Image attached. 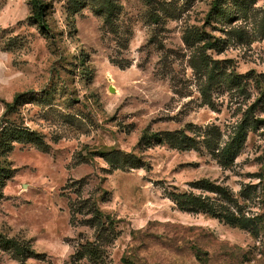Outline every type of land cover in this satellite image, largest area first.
Returning <instances> with one entry per match:
<instances>
[{
  "label": "rangeland",
  "instance_id": "374dc122",
  "mask_svg": "<svg viewBox=\"0 0 264 264\" xmlns=\"http://www.w3.org/2000/svg\"><path fill=\"white\" fill-rule=\"evenodd\" d=\"M38 4L0 0V264H264V0Z\"/></svg>",
  "mask_w": 264,
  "mask_h": 264
},
{
  "label": "trees",
  "instance_id": "16d2710c",
  "mask_svg": "<svg viewBox=\"0 0 264 264\" xmlns=\"http://www.w3.org/2000/svg\"><path fill=\"white\" fill-rule=\"evenodd\" d=\"M217 4L218 3L216 1L213 2L212 7L214 9V15L215 16L226 15V14H224V12H222L221 8H219V6ZM33 6L35 7V13H36L37 20L43 22L42 11H41L40 5L38 4V0H33ZM228 14L229 13L227 12V16H228ZM16 100H17V96H15L13 102H15ZM7 107H10V106H7ZM244 132H245V128H243L241 125H238V128L236 129L235 133L233 134V140L235 141V144H232L233 148L234 147L237 148V146L241 143L242 138L244 137ZM154 135H155V137H157L156 135H158V134H154ZM226 145L229 146L230 143L228 142ZM228 148H225V152H224L225 155L230 153V150ZM233 151H235V150H233ZM208 184H210V183L208 182ZM0 195H1V192H0ZM188 202H189V204L190 203H193L194 205L199 204L200 206L205 207L207 210V213H210L212 215L221 216V217L225 218L226 220H227V218H230L232 221H234V223L242 224L244 221V218H240V217L237 218L233 214H227V212L223 213L220 210L217 211V209L213 208V204H208V201L201 200L200 198L188 196L187 197V203ZM16 250L20 251L21 248L16 247Z\"/></svg>",
  "mask_w": 264,
  "mask_h": 264
}]
</instances>
